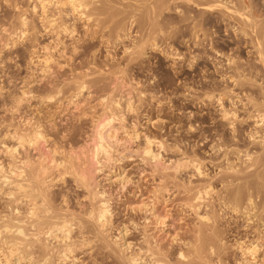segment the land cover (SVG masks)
<instances>
[{
  "label": "bare ground",
  "instance_id": "bare-ground-1",
  "mask_svg": "<svg viewBox=\"0 0 264 264\" xmlns=\"http://www.w3.org/2000/svg\"><path fill=\"white\" fill-rule=\"evenodd\" d=\"M34 1L35 3L32 4L31 11L37 16V20L41 24L40 25L41 29L37 30V26L33 25L32 23H29L28 18L25 16V13H24L25 10L23 9L24 10V11L22 10L23 13L20 12L17 14L16 24L11 25L10 29L6 27H4L2 30L0 29L1 32L2 31H4V33L6 32L7 34L6 37H8L6 40H4L5 48L7 46V49H8V46L10 47V45H13L14 43H16L15 41L13 42L14 36L15 38L29 36L31 37L30 39L31 42L36 43V41L39 40L38 39L39 37H42L44 35H47V36L49 35V37H51L50 35L54 33V35L56 36V40H55V37L53 39L55 40V43L57 44L58 42L56 41L60 40V36H59L60 34L67 36L68 39L70 38L75 42L71 50L72 53L70 52L72 55L71 56L72 62L76 59L78 60V58H80L81 55H84L85 50H86V44L82 41L84 39L81 40L80 38H78L80 35L77 37L75 36L78 34V33L76 34L77 29H75V25L71 23L68 24V21L66 23L64 22V20L57 22L55 19L56 16L54 19L51 18L53 17L54 13L52 14V16H49L47 14V7L49 5H53L59 9L64 8V12L62 13H65L66 8H67L68 12H70L69 14L73 16L74 20L75 19L76 21L77 19L78 21L84 20V23L85 21L87 23L91 19L98 21L97 19H99L100 16L101 17L104 16V18L108 20L103 25L104 29L105 27H107L106 24L109 23V21L112 18L122 15V18L120 17L121 20L119 18L120 21L119 20L117 21L116 19L115 24L113 22H112L113 23L112 25L110 24V30L108 32L110 33L114 31L113 32L114 39H115L113 42L114 46L115 44H116L115 47L121 45V47L123 48L122 52L126 53L128 51L129 52L128 54L130 55V60L135 61V62L136 60L142 61V58H144L143 56H146L147 51L145 50L146 49L145 47L150 48V50L152 49V51L160 50L164 54V56L166 55V57L181 60L183 58V55L181 53L174 51L172 47L166 49L165 46H167L168 44L166 43V38L163 39L162 37L163 40H161L159 39L160 38L159 35L161 34L163 35V33L164 35H167L165 34V31L169 32V30H167L168 27L171 28L170 30H173V33L178 32V31L182 33L184 31L183 34L185 35V33L187 32L186 34L188 35L186 37H188V42H189V44L187 42L188 44L187 61H188V68L191 70V77H192L190 78L191 82L189 83V86H188V89H190L189 96L191 97V103L196 104V105L201 104L202 106H207V107L208 106L211 107L212 105L216 106L217 108L216 114L221 120V122L228 123L230 127L232 126L231 128H233L234 126L233 124L234 120L241 117L239 113L244 111L243 117L239 119H243V121H246V122H249V121L251 122L253 120V124L256 125L254 129L251 127L252 129H250L249 134L246 136H249V138H252V140L258 139L259 144L263 143L264 141L263 139L264 138L263 137L264 135V0H34ZM15 4H17L16 1H15ZM19 7H22V6H18V8ZM15 9H17V6H15ZM59 9L58 11L60 12ZM50 11H53V9ZM170 11H173L178 16V18L176 19L177 16L175 17L174 14H173L174 18L170 16L167 19L163 18V15L165 17V14L166 15L169 14ZM68 12H67V15H68ZM136 15L139 18H137ZM57 16L60 17L59 15ZM142 16H144V19L142 18ZM12 20L10 24L12 23ZM133 25H134V28L135 27L137 28L135 33L138 32L140 35V38L138 40H135L136 38L135 39L133 38L132 44L129 46L128 45L125 46L123 41H126L127 38L129 39L131 37L130 30L131 28H133ZM171 25L174 26V29L171 27ZM89 26H90V23H89ZM86 27H85V30H86ZM88 27H87V30L89 31ZM97 27H98V24H97ZM103 28L100 26L98 29L102 30ZM93 31L95 32V30ZM142 31H147V32L145 35L142 36L141 34ZM4 33H1V35ZM104 33L107 34V32H104ZM168 35H167V38H171V37H168ZM172 36H175V35H172ZM176 36L179 37L178 34ZM101 37H103V39L107 38L104 35ZM53 39L51 40L53 41ZM108 39L107 41L109 42ZM169 40L167 41L169 42ZM80 41H82L83 43L82 42L80 43ZM78 42L79 44L77 45L76 43ZM162 43H164L165 46H162ZM70 45H72V43ZM57 46L54 45V50H57ZM245 46H249L253 49L251 50L250 55L253 56V58L255 59L254 61H250L251 58L248 59L249 57L247 59L246 58L242 59L240 56L239 57L236 56V54H241V52H243L241 50ZM50 47L49 45L45 44L42 47L40 46V49H42V51L44 50L43 52L48 54L47 51L50 50L49 49ZM62 47L64 49V46ZM11 49H9L8 51H10ZM63 49L62 51H60L61 53H63L64 51L66 52V50H63ZM105 49H107V47ZM110 51H106L107 56L109 54L108 52ZM60 52H58V55ZM93 52L91 53L92 54L91 61L81 60V62L79 63H76V64L72 63L74 65L72 69H68L65 66H62V63L60 66L56 64L58 69L59 67L61 69L59 70V73L64 75V77L68 75V72L71 75L72 80L70 82L72 83V85L70 86L69 84L68 86L67 83H64V85L67 86V88H65L66 89L65 92H68V95L65 94L66 95L65 97L67 99L66 107L71 106L72 108L75 109V111L78 110V113L75 112L76 114L72 116L73 119H76L77 125H75L76 123L73 124L72 123L73 121L72 122L69 121L67 122L69 126L68 127L63 126L64 128L61 129V127H59V125H57L56 124L57 122H56L55 124L57 126H53L51 124L52 128L51 129L48 128L47 130L43 128V125L39 121H37L40 119H37L36 121L35 120L32 121L33 119L31 117H25L23 119V117L20 116L21 114L18 112H22L20 111L22 107L21 108L19 107L21 106L22 101H19V103L21 104L18 103L19 105H17L16 109L13 108L15 109V112L12 110L13 114H16V116L14 115L13 116L16 117L17 119L15 123L13 122L14 117L12 121L10 120L12 123H14V126L12 127L13 131L11 133L12 135L10 137L11 143L10 144L4 143V145L1 144L3 145L2 146L3 152L1 153H4L3 155L7 156L8 158L9 173H7V171L3 169L2 167L3 164L0 163V187L2 185H4L5 187L6 185V188L8 189V191L5 193L4 196L6 197V199L8 198L11 199L10 201L12 204L11 205L12 208L10 207L11 211L9 210V208L8 210L12 212V215H11L12 217L7 218V219H10L8 221L5 218L9 217V215L8 216L6 215L5 217L4 216L0 217V218L4 217L3 219H5V220L2 219L0 221L1 222L0 223V264H48L49 261L50 262L53 261L52 260L53 258H55V260L57 259L58 261L64 262V263L70 260L71 261L77 260L79 261V264H83L86 262L85 260H84L85 262H82V260L84 259L83 257L86 256L84 254H87V256L90 257L95 253L100 254L99 255L100 257L102 256L100 259V262H102L101 264H215V262L218 264H227L226 262L223 263L224 260L222 259L223 257L222 256L223 249H222V243H221L222 239H221L220 229L217 226L218 224L217 219H215V217L212 216L213 212L212 214H210L211 212L208 213L203 210L205 213L203 214V213H200L199 211L202 209L201 206L202 207L205 206L206 209H208L207 208L208 204H203L204 198L203 196H201L202 192L204 196L208 195V198L212 199L214 202V197L210 194L213 192L212 190H214L215 188L213 187L214 189H212L210 184H206V185L203 184L201 185L200 188H198L199 186L194 188L189 185L190 181H186L187 185H184V184L176 185L174 183V187L181 186L183 193L185 194L190 193V197L188 196V198L187 197L185 198V200L187 199L188 202H184L182 206H185V208H187L186 211L188 212V214L190 212L192 214V217L194 215L197 218L198 223L196 224L195 221L193 222L196 225L194 224L195 226L191 229V234L188 238L187 237L181 238L180 235L182 234L180 235L173 234L175 238H170V240L172 239L171 242L167 241V242H170L169 244L163 242L164 245L168 244L167 246H163L160 243H158L157 240H154L156 239L155 237L157 234L154 235V238L153 236H151V238L153 239L152 240L150 238L151 234L150 233L148 234L145 232L146 234H148V235H145L144 233L145 230L143 229L144 234L140 235V236H143V238L141 239L142 241L139 242V239H137L136 241H138L139 244L135 242V244L132 245L130 240L126 238V235L131 234L132 230L134 231L136 230L138 223L135 224L133 222L134 224L131 223L133 227L130 224H124V223H123L124 225L117 227V231H116L117 235L116 236L113 235L110 239V242H112L110 244L112 245H109V243L104 240L105 238L103 237H106L109 239V236H110V234L109 236H104V234L106 232H110L112 229L115 228V227L112 228L110 226H113L114 224V220H115L114 216L116 212L114 210H111L112 203L110 202L108 198H106L107 192L104 191L105 190L103 188L104 186L102 187L103 190L98 189L99 187H97V184H96L95 174L97 173L99 174L100 171H104L103 170L104 168H109V166L111 165L110 163L112 162L115 163L114 161H117V163L119 161L123 162L128 159L133 160L135 157L136 159L140 160V163H142L141 162V159H142V161L144 162L143 164H146L145 166L148 165L149 167L148 175H150V183L154 182V185L152 186L153 190L149 191L150 193L152 192V194H149L151 195L152 198L149 196L151 200L148 198L150 200L149 202H147L148 204L144 203V201L142 200L141 205L140 203L138 206H136L135 204L134 206L132 204L134 207L129 205L130 207L129 211L133 214H136L137 212L142 211V213L144 212L145 214L151 215V218H153L154 220L152 222H155L156 223L155 225H159V227L157 228L156 226H153L156 229L159 228V230L157 231H160L164 229L166 226H168L166 223V217H168L166 213L168 212L164 209L161 212L157 211V206L161 201L164 200L163 202H165L164 204H166V202L168 203L169 201V197H172L171 196L172 194H169L171 188L168 186V183L174 179L180 180L181 178L179 179L177 177H179L178 175H181L182 171L184 172L185 170L186 171L190 170V172L192 171L193 176L194 175L197 177L204 176V179L206 175L205 172L207 171L202 169V166H201L202 163L198 162V160H196V157L195 159H193V157L185 158V156L188 155L187 153H184V155L185 154L186 155L184 156L183 159H179L180 157L176 159L178 155L175 159H173L171 156L170 157L166 156L167 158H165L162 153L165 152L170 145H168L167 149L164 151L163 147L165 145L164 144L165 142L163 143L161 139L158 140L157 139L158 137L157 138L155 137L156 139L152 138L153 136L150 137L146 135L148 133L140 135L137 129V123H136V121L138 122L137 118H135L136 119L135 122H131V121L127 122L128 120L127 117L129 115L131 116L134 114H138L139 106L135 104L137 101L140 104V102L145 100L143 99V96L144 98L146 97L144 95L145 93L143 91H140L135 96L136 98V102H135L134 100H132L134 98V96L132 95L134 92L131 94L129 93V91L128 92L124 91L126 97L125 99L123 98L122 100V96L119 95L121 93L119 92L117 86L119 84L124 85L125 81H124L123 75H126L127 73L125 74V72L128 70V69L127 70L123 69L122 66H118V71H116L115 68H114L115 70L108 69L104 71L106 68L105 66H107V64H102L100 66L99 72L102 73L103 75L104 74L108 75V77L107 75H104L105 77H103V79L107 80V82L105 81L103 82L101 80L102 78L96 79L92 77L94 75V69L93 70L90 69V71H88L89 73L87 72V70H89L88 65L90 63H93L92 65H94L96 62V57H97L96 52L97 51H93ZM51 53L49 52V54L51 55L54 54L53 52ZM32 54L34 55V53ZM64 56L66 57V55ZM65 57L64 58L62 57L63 59L62 58L61 59L65 60ZM43 58L45 60L44 59L42 60H44V63L46 64L44 65V63H42L43 68H44L42 69L43 71L42 76L43 78H45L44 80L46 79L50 80V77L47 76V74L49 73V70L51 67L49 68V65H47L48 60L46 56ZM66 58H68V56ZM52 59L50 58V61ZM53 61L54 60H52V62ZM70 61H71V58L67 59L65 62L70 63ZM52 62H49L50 65ZM55 62L56 61H54V63ZM209 62H211V65L209 64L210 68L208 67ZM129 63L131 62L129 61ZM56 65L54 66L56 67ZM63 65H66V64L64 63ZM92 65L90 64V66ZM67 67H68V64H67ZM94 67L96 68L95 65ZM210 69H211V72H209ZM197 70L201 71V73L203 74L202 77L204 79L209 78L210 81L204 80L200 84L201 86H197L195 84L196 81L194 80L195 79L194 76H196ZM53 71L55 70L53 69ZM217 79L218 81H216ZM62 88H61V91H62ZM92 88L96 89L99 92H102V95L101 96L99 95L100 98L98 99V102H97L98 103L97 109L96 107L95 108L90 107L93 109V111L89 115L85 111L84 109L85 107L81 108L80 101L77 98L82 96V92L84 90L87 92L89 89H92ZM114 88H117L119 94L115 93V91L113 90ZM198 88L201 90V92L197 91ZM57 89H58V86H57ZM40 92H43V91H40ZM59 92L60 91H58L57 93ZM27 93H30V92L22 91L21 95L24 97L27 95ZM44 93H46V91ZM46 94H47L46 96H43L44 102L45 101L51 102V100L53 101V99L57 97V96L54 97V95H51L48 93ZM254 94L255 96H253ZM122 95L124 96V93ZM243 95L246 97L245 99L246 102L241 101L240 96H243ZM18 98L21 99L22 97L18 96ZM198 120L199 118L194 116L193 119L189 121L190 123L188 122L189 128L187 127V129H189V131H192L193 129H195L193 128V125L196 122H199ZM204 120L205 118L202 117V120L200 122H203ZM87 121L90 122V126L88 127L90 128L89 131H91V133H89L90 141H88L90 142V144H88L87 142L88 145L87 146L85 145L86 147L78 146L79 149H77V145H80V144L73 142V140L70 139V137L73 135H77L80 132V130H82L80 126L85 124ZM64 132L66 133L67 137L64 136L63 134ZM231 132L234 134L235 132H237V130L232 129ZM122 134L124 137H121ZM59 135L61 137H59ZM126 143L128 145L129 144L135 145V148L129 149V148L123 147L122 149L121 146L124 144L126 145ZM179 147H176V148H179ZM238 153H240V151ZM250 153L249 154L246 153L247 154L246 157L247 159H249V162L251 160L250 158L252 159L255 158L252 155H250ZM253 153L254 152H252V154ZM181 154H183V151ZM258 154L260 155V152ZM253 155H256V154H253ZM256 157L258 158V156ZM261 159L263 160V157ZM261 159L259 157V159L257 160V164H258V161H261ZM244 160H246V158ZM3 161H6V160H3ZM231 162H233V160ZM242 163L241 164L245 168L244 161ZM260 163L261 162H259V165ZM226 165L228 166V164ZM254 165H256V161ZM250 166L251 164L249 166H246V168L249 167L251 169L253 164L251 167ZM262 167H261V170H262ZM226 168H228V171H230L234 175L233 180L235 181L245 180L246 176L236 175L241 171L243 172L242 168H241L242 170H239L240 168L236 169L235 166H228ZM250 169H248V171L250 172L253 171ZM2 170H4L9 176L5 175V172ZM144 171L146 170L145 169H142V171L140 170V174L141 173L144 174ZM259 174L262 175V173H259ZM259 174L257 178H259ZM101 175H103V172ZM244 175H245V172H244ZM108 176L110 175L108 174ZM193 176L191 175L190 177H193ZM122 177L119 179L115 178L112 180V182L115 181L119 185V189L117 187V189L119 190V193L117 192L118 193V197L116 196L117 198H121V196L124 195L123 193H127V192L129 193L130 190L134 188L132 187L134 183L131 182L128 177H124V178ZM106 178H108V180L112 179L110 177H105V179ZM142 178L143 179H140V180H144V179L146 180L148 177L147 178L142 177ZM196 181H197V178H196ZM201 183L203 182L201 181ZM240 185H241V182H240ZM139 187H140L139 185H135V188L139 189ZM2 188H1L2 192L4 190L6 191V189L3 190ZM105 188L107 187L105 186ZM110 193H112L111 189H110ZM252 195H250L249 193L245 196H241L240 193H238L237 191V193L233 194L232 198L229 200L228 205L231 206L230 210H232L233 212L234 211L238 212L241 210L243 211V213L242 212L240 213L245 214L246 216L248 214V217H249L250 216L249 213L253 212L255 208L254 200H253L255 198H253ZM7 196L9 197L7 198ZM256 196L258 195L256 194ZM6 199H4L5 202H6ZM73 199L75 201L73 203L77 204L78 206V207L76 206V209L78 208L77 210H75L74 208L70 209L71 207L70 201L71 200L73 201ZM204 201L206 202L207 199ZM58 204H61L62 206L60 205V207H58L57 206ZM126 206L128 209V205ZM112 211H114L115 213H113ZM163 211L166 212V213H163L164 215L161 214ZM256 212L257 211L255 210V213ZM263 213L264 212H262V214ZM124 214L122 215L124 216ZM245 215H244V218H245ZM256 215L258 216L259 214H256ZM126 217H129V216H126ZM116 219H117V216H116ZM145 219H147V217H145ZM247 219L246 220L244 219V220L247 221ZM128 220L129 219H127L126 221ZM249 220H252V218ZM2 221H6V222L2 223ZM115 222L119 224V222L117 221ZM128 222H131V220ZM118 224H116V226ZM151 224L154 225L153 223ZM143 225H145V222ZM129 226L132 228H129ZM190 226L192 227V225ZM109 227L111 228V230L109 229ZM141 228L139 227V229ZM108 229L109 231H107ZM4 232L6 233L5 237L2 236L5 234ZM111 232L113 233V231ZM90 234H93V236L97 237L98 240H96V242L91 240V238L88 237ZM152 234H154V232ZM259 237L261 236L259 235ZM237 238L239 239V237ZM261 239L260 241L253 242L250 245H246L245 243L240 242V241H243L244 239L240 241L238 240L239 242L237 241L236 249L239 252L238 255L240 257L236 259L235 264H264V256L260 257V253L264 252V241H261ZM97 241H100L99 242L100 244L97 243ZM96 243L99 245H97ZM94 247L96 248L98 247V248L92 252V250H94L93 249ZM78 254H81V255L83 254L84 256L79 257ZM214 257L217 258V261L215 262H214L215 259H213ZM80 258H83V259L80 260ZM94 258H97V257H94ZM88 259L89 258H87V260ZM95 260L97 261V259ZM98 261H99V258H98ZM100 262H96V263H100Z\"/></svg>",
  "mask_w": 264,
  "mask_h": 264
},
{
  "label": "rangeland",
  "instance_id": "rangeland-1",
  "mask_svg": "<svg viewBox=\"0 0 264 264\" xmlns=\"http://www.w3.org/2000/svg\"><path fill=\"white\" fill-rule=\"evenodd\" d=\"M15 1H16L17 4H15ZM34 3H35L34 0H31V1L30 0H27V1L26 0H8V2H7V0H0V29L2 30L4 27L10 29L11 25L16 24L17 23V14L20 13V12L23 13L22 12L23 9L25 10V11L24 10L23 11L25 13V16L28 18L29 23H32L33 25L37 26V30L38 29H41V26H40L41 24L37 20V16L31 11L32 4H34ZM15 6H17V9H15ZM18 6H22V7H19L18 8ZM12 8H13V10H12ZM49 8H50V10L53 9V11H50ZM117 8H119V7H117ZM58 9L59 8H56L53 5H49L47 7V14L49 16H52V14L54 13L53 14V17H51V18L54 19L55 16H56L55 19H56L57 22H60V21L64 20V22H66V23L68 21V24H70V23L71 24H74L75 25V29L78 30V32L76 30V34L77 33L78 34L75 35V36L77 37V36L80 35L78 38H80L81 40L84 39L82 41L86 44V50H85L84 55H81V57L78 58V60L76 59L77 61L74 60L72 62V57H71L72 56L71 55V53H72L71 50H72L73 44L75 42L72 39H70V38L68 39V37L67 36H64L63 34H60L59 35L60 36V40H57L56 41V42H58V44L55 43L56 36L54 35V33L50 35L51 37H49V35L48 36L47 35H44L42 37H39L38 38L39 40L36 41V43L35 42L32 43L31 40H30L31 37H29V36L28 37L27 36H24V37H20V38L19 37L18 38L17 37L15 38V36H14L13 42L15 41L17 44L14 43L13 45H10L11 48L12 47H14V48L11 49L8 46V49H7V46L5 48V44H4L5 43L4 40H6L8 38V37H6L7 34H6V32L4 33V31L1 32V30H0L1 33H4L5 34V36H4V34H2L3 35L2 36L1 33H0V40H1L0 41V45L2 44L0 46V62H1L0 63V87H1L0 88V139H1L0 140L1 141L0 142V150L2 149L0 151V159H1L0 160V163H2L4 166L5 165L7 166V168H6V166L4 168V166L2 165L3 169L5 171H7V173H9V169H8V158H7V156H4L3 155L4 153H1V152H3V147L2 146L4 145V143H6V144H10L11 143V140H10L11 138L10 137H11V135H12L11 133L13 131V128L12 127L14 126V123L16 122V119H17L16 117H14V116H16V114H13V111L15 112V109H16L17 105H19V104L22 103L21 106H19V107L20 108L21 107L23 108V109L22 108L20 109V111H22L23 113L22 112H18V113L21 114V115L20 114L19 115L21 117H23V119L25 117H31L33 119L32 121H34V120L36 121L37 119H40V120H37V121H39L43 125V128L44 129H47V130H48V128L51 129L52 128V125L53 126L59 125V127H61V129H62V128H64L63 126H66V127L69 126L68 123H67L69 121H71V122L73 121L72 123L73 124L76 123L75 125H77L76 119H73L72 116H74V114L78 113V110L76 109L77 111H75V109L72 108L71 106H68L69 108L66 107V105H67V101L66 100L67 99L65 97L66 96L65 94L68 95V92H65L66 91L65 88H67V86H65L64 83H67L68 86L70 84V86H71L72 83L70 81L72 80V78H71V75L69 74V72H68V75H66L65 77H64V75L60 74L59 73V70H61V69H60V67L58 69L57 65L60 66L61 63H62V66H65L68 69H72L73 66H74L72 63H75L76 64V63L81 62V60H83V61H91V55H92L91 53L93 51H97L96 52V55H97L96 62L94 64L96 66V68L94 67V65H92L93 63H90L92 66H90V64H89L88 65L89 70H87V72H88V71H90V69H92V70L94 69V75L92 77H94L96 79H101L102 78L101 80L103 82L104 81L107 82V80L103 79V77H105L104 75H107V74H104L103 75L102 73L99 72L100 66L102 64H107V66H105L106 68H105L104 71H106L108 69H112V70H115L116 69V71H118V66H122L123 69H126V70L128 69L125 72V74L126 73L127 74L126 75H123L124 76V81H125L126 84L125 83H124V85L119 84L117 86V88H118V90H119V92L121 94H119L117 88H114L113 89L115 91V93L121 95L122 96V100H123V98L125 99V97H126L125 92H128L129 91V93H131V94L134 92L132 94L134 96V98L132 100H134L135 102H136L135 96L140 91H143L145 93L144 94L146 96L145 98L142 95L143 96V99H145V100H143L142 102H140V104L137 101L136 104H135V105H138L139 106V109H140V110L138 109V114H134V115H131V116L129 115L127 117L128 118L127 122L128 121L129 122L130 121L131 122H135L136 121L135 118H137V120H138V122L136 121V123H137V129H138V132L140 133V135H143V134L148 133L146 135H148L150 137L153 136L152 138H155V137L157 138L158 137L157 138L158 140L161 139V141H163V143L165 142L164 143L165 145L163 147V150L164 151L167 149L168 145H170L169 147L172 146L171 148L168 147L169 150L167 149L165 152L162 153L165 158H167L166 156H169V157L171 156L173 159H175L177 157V155H178V157L176 159H178L179 157H180L179 159H183L184 156L186 155V154L184 155V153H187L188 155H186L185 158H188V157L189 158H192L193 157V159H195V157H196V160H198V162L202 163L201 164L202 169L205 170V171H207V172H205L206 175H205V179H204V176L203 177L202 176L201 177H197V176L194 175L195 176L194 177L192 171L190 172V170H187V171L185 170L184 172L182 171L181 175H178L179 177H177L179 179L181 178L183 181L181 179L180 180L174 179V180H172L173 182L171 181V182L168 183V186L171 188L169 194H172L171 195L172 197H169V201L167 200L169 204L167 202H166V204H164L165 202H163L164 201L163 200V201H161L162 203L160 202L158 204V206H157V211L161 212L164 209V210H166L168 212V213H166L165 211H163L161 213L162 215H164L163 213H166V215H168V217H166V223H167L168 226H166L164 229H162L160 231H157V230H159V228L158 229H156V228L159 227V225H155L156 223L155 222H152L154 220H153V218H151V215L145 214L144 212L142 213V211H139L136 214H133V213H131L129 211V209H130L129 205L130 206H133L135 204L136 206H138L139 203L141 205V203H142L141 201L142 200L144 201V203H147L152 198L151 195H149V194H152V192L150 193L149 191H152L153 190V187L152 186L154 185V182L151 181L152 183H150V175H148L149 174V169H148L149 167H148V165L145 166L146 164H143L144 162L142 161V159H141V162L142 163H140V160L139 159H136L135 157H134L133 160L132 159L126 160L127 162L126 161H123V162L122 161H119L117 163V161H114L115 163H113V162L110 163L111 164L109 166L110 169L109 168H104L103 169L104 171H100L101 173L99 172V174L98 173L95 174L96 175V177H95L96 184H97V187H99L98 189H100V190H103V188L105 189L104 191L107 192L106 193V198H108L110 200V202L112 203V204L110 203L112 205L111 206V210H114L116 212L115 213L114 211H112L113 213H115V216L113 214V216L115 217V220H114L113 226H110L112 228H114V227L115 228L111 230V228L109 227V229L111 231H113V233L111 231L110 232H106L107 234L105 233L104 236H109V234H110V236H109V239L106 238V237H103V238H105L104 240L106 242H108L109 245H112V244H110V243H112V242H110V239H111V237L113 235L114 236L117 235V232H116L117 231V227L118 226H121V225H124V224H130V225H132L131 223H133V222L135 224L138 223L140 225L137 224V228L138 229L136 228L135 231L134 230H132L133 232L131 231V234L126 235V238H128V240H130V242L132 243V245L135 244V242L138 243V241H136L137 239H139V242L142 241L141 239L143 238V236H140V235L141 234L143 235L145 232L148 233V234L149 233L151 234L150 235V238H151V236H153V238H154V235L157 234L158 236L156 235V237H155L156 239H154V240H157L158 243H160L163 246H167L171 242L172 239L170 240V238H175L173 234H176V235L182 234L183 236L180 235L181 238H184V237L185 238L186 237L188 238L190 236V234H191V229L198 223L197 222V218L194 215L192 217V214L190 212L188 214V212L186 211L187 208H185V206H182L184 204V202H188V200L187 199L185 200V198L186 197L188 198V196L190 197V193L189 194L183 193L181 186H179V187L178 186H175L174 187V183L176 185L177 184L187 185L186 184L187 183L186 181H190V184L189 185L191 187H194V188L195 187H198V186H199L198 188H200L201 185H203V184L204 185L210 184V186H211L212 189L215 188L214 190H212L213 192L210 191V192H212L210 195H212L214 197V202H213L212 199L208 198V195L204 196V194L202 192V195L201 196H203L204 200L207 199L206 202L203 200V204H208V206H207L208 209H206L205 206H203V207L201 206L202 209L201 208L200 209L202 211L201 210H199V211H200V213H203V214H205L204 211L205 212H208V213L211 212L210 214H212V212H213L214 215L212 214V216L215 217V219H217V222H218L217 226L220 229V234H221V239H222L221 243H222V249H223V253H222V256H223L222 259L224 260L223 263L226 262L227 264L228 263L229 264H233V263L235 264L236 259H238L240 257L238 255L239 252L236 249V244H237V241L238 240L240 241V240L244 239L243 241H240V242H243L246 245H250L253 242L260 241V239L262 237H264V231H263L264 230V213L262 214V212H264V206H263L264 205V202H263L264 201V180H263L264 178H262V177H264L263 176L264 175V173H263L264 172V166H263L264 165V141H263L262 144H259L258 139L252 140V138H249V136H246V135L249 134L250 129H252V128L254 129V127L256 126L255 124H253V120L251 122L250 121L249 122H246V121H243V119H239V118L243 117V113H244V111H243V112L239 113V115L241 117H239L238 119H235L234 120V122H233L234 126H233V128H231L232 126L230 127V125L228 123L221 122V120L219 119V117L216 114V111H217L216 106L212 105L211 107H209V106L207 107V106H202L201 104H197L196 105V104L191 103V97L189 96L190 89H188V86H189V83L191 82L190 78H192V77H191V70L188 68V61H187V59H188L187 47H188V44H189L188 37H186L188 35V34H186L187 32L185 33V35L183 34L184 31L182 33H180V31L173 33V30H170L171 28L168 27L167 30H169V32L168 31H165V34H167V35L169 34L168 37H171L172 39L171 38H167V35H164V33H163V35L161 34L162 36L159 35V37H160L159 39L163 40V39L166 38V43H168L167 46L169 45L167 47V46L164 45V43H162V46H165L166 49L172 47L174 49V51H176L178 53H181L183 55V58L181 60L180 59L178 60V59H172V58L166 57V55L164 56V54L160 50H153L152 51V49L150 50V48L145 47L146 48L145 50L147 51L146 52L147 53L146 56H143L144 58H142V61L141 60L140 61L139 60H136V62H135V61H131L130 60V55L128 54L129 53L128 51L126 53L125 52H122L123 48L121 47V45H119L120 47L119 46L115 47L116 44L114 46V43H113L114 40H115L114 39V35H113L114 34L113 33L114 31H112L110 33L108 32L110 30V24L111 25L113 23L115 24L116 19L118 21L120 17L122 18V15H119V16H116V17L112 18L111 19L112 21L110 20L109 23L106 24L107 27H105V29H104L103 28V25L108 21V20H106L104 18V16H102V17L100 16L99 19H97L98 21H95V20L91 19L93 21V23H92L91 20L88 21L90 23V26H89V23L88 22L86 23V21H85V23H86L85 24L84 23V20H79V21H78V19H77V21H76V19L74 20L73 19V16L69 14L70 12H68L67 8H66V11H65L66 14L65 13H62V12H64V8L59 9L60 12L58 11ZM54 10L56 11V13H55ZM48 11H49L50 14L48 13ZM67 12H68V15H67ZM170 13H171V15H170ZM170 13L167 14V15L164 13L165 14V17L162 14L163 15V18L167 19V18H169V16L170 17H173V18H174V16L175 17L177 16L173 11H170ZM173 14H174V16H173ZM57 15H59L60 17H58ZM136 17L139 18L137 15H136ZM121 18H120V20H121ZM142 18L144 19V16H142ZM177 18H178V16L176 17V19ZM71 19H73L75 22L73 20H71ZM11 20H12V23L10 24ZM15 20H16V22H15ZM30 20H32V21H30ZM83 23L85 24V26H84ZM95 24H96V26H95ZM97 24H98V27H97ZM8 25H9V27H8ZM99 25L103 28L102 30L98 29L100 27ZM86 26L87 27L89 26L88 27L89 31L87 30V27ZM85 27H86V30H85ZM94 27H95V29H94ZM171 27L174 29V26L173 25H171ZM93 30H95V32ZM136 30H137V28L136 27L134 28V25H133V28H131V30H130V35H131L132 38L130 37L129 39L127 38L126 41H123V43L125 44V46L131 45L133 38L134 39L136 38L135 40H138L140 38L139 33L137 32L138 35H137V33H135ZM86 31H87V33H86ZM104 32H107V34H105ZM146 32L147 31H142V33H141L142 36L145 35ZM170 33H171V35H170ZM177 34L179 35V37L176 36ZM100 35L101 36L104 35L105 37H107V35H108V37L107 38L104 37L106 39L105 40ZM172 35H175V36H172ZM54 37H55V40L53 39ZM162 37H163V39H162ZM173 37H175V38H173ZM176 37H177V39L178 38L179 39L177 40ZM50 38L53 39L54 42ZM100 38H102V39H100ZM108 38H110V39H108ZM107 39L109 40V42L107 41ZM169 39H171V40H169ZM19 40H21V41H19ZM167 40H169V42ZM60 41H62V42H60ZM82 41H80V43ZM187 42H188V44H187ZM42 43H44V44H42ZM71 43H72V45H70ZM105 43H107V44H105ZM45 44L49 45V47L51 46L49 49L50 50L53 49V50H51V51L48 50L47 52H48V54H49V52L50 53L53 52L54 53L53 55H51L52 53L48 55L47 53H44L43 52L44 50L42 51V49H40V46L42 47ZM76 44L78 45L79 42L76 43ZM54 45L55 46H57V45L59 46V47L57 46V50L58 51L57 50H54ZM62 46H64V49H63ZM105 46L107 47V49H105L106 48ZM9 49H11V50L8 51ZM55 49H56V47H55ZM62 49L63 50H66V52L64 51L65 54H64V52L63 53L60 52V51H62ZM251 50H253L251 47L245 46L241 50L243 52H241V54H236V56H238V57L240 56L242 59H245V58L247 59L249 57L248 59L251 58L250 61H254L255 59L253 58V56L250 55ZM37 51H38V53H37ZM106 51H110L108 53L110 54L111 57L109 56V54H108V56L106 55L107 54ZM35 52L37 54H39V53L40 54L37 55ZM58 52H60L59 55H58ZM32 53H34V55ZM35 54H36V56H35ZM63 54L66 55V57L68 56V58H66ZM93 54H94V52H93ZM105 55H106V57H105ZM30 56H32V57H30ZM40 56H42V57H40ZM45 56H46V58L48 60L47 61V65H49V68L51 67L50 70H49V73H48L49 75L47 74V76L50 77V80L49 79L44 80L45 78H43V76H42L43 75L42 69H44L42 63H44V60L45 59L43 57H45ZM48 56L51 59L54 57L55 59L53 58L52 60H54L56 62L54 63V61L53 62H52V60L50 61V58ZM61 56L63 58L65 57V60H62L63 58ZM88 56H90V57H88ZM28 58L29 59L31 58V59L29 60ZM70 58H71L70 63L65 62L67 59H70ZM42 59H44V60H42ZM58 59H60V60H58ZM61 61H63L66 65H63L64 63L61 62ZM129 61L131 63H129ZM49 62H52L51 65H50ZM45 64L46 63H44V65ZM67 64H68V67H67ZM209 64L211 65V62L208 63V67L210 68ZM54 65H56V67ZM53 69L55 71H53ZM51 70H52V72H51ZM209 72H211V69H210ZM52 74H54V75H52ZM98 75H100V76H98ZM101 75H103V76H101ZM192 75H194V74H192ZM202 75L203 74L201 73V71L197 70L196 76H194L195 77L194 80L196 81L195 84L197 86H201L200 84L204 80L205 81H210L209 78L204 79L202 77ZM63 77L65 78L66 81L64 80ZM107 77H108V75H107ZM39 78L42 79V80H40ZM58 79H60V80H58ZM216 81H218V79ZM51 82L54 85H52ZM59 84H60V86H59ZM61 85H63V86H61ZM57 86H58V89H57ZM62 87H64V88H62ZM110 87H112V86H110ZM61 88H62V91H61ZM57 90L60 91V92L57 93L58 92ZM89 90L87 92L84 90L82 92V96L78 97L77 99L80 101L81 108H84L85 107L84 108L85 111L90 115L92 113V111H93V109L90 108V107H93V108L96 107V109H97V105H98L97 102H98V99L100 98V96L102 95V92H99V91H97L96 89H93V88L92 89H89ZM22 91H25V92H28L29 91L30 92V93H27V95H26L27 97L24 96L26 99L21 95ZM40 91H43V92H40ZM45 91L48 94L54 95V97L57 96L56 98H54L55 100L53 99V101L51 100V102H49V101L46 102L45 101L46 102L45 103L43 101V96H46L47 95L46 93H44ZM51 91H53V92H51ZM197 91L201 92V90L199 88H198ZM54 92L56 93V95H55ZM122 92L124 93V96L122 95L123 94ZM41 93H43V94H41ZM59 94H60V96H59ZM18 96L19 97H22L21 98L22 100L20 98H18ZM253 96H255V94ZM64 97H65V99H64ZM240 97H241V101L242 102L243 101L246 102V100H245L246 97L244 95L243 96H240ZM27 98H28V100H27ZM14 99L15 100L18 99L17 100L18 102L15 101ZM19 101H22V102L19 103ZM16 102H17V104H16ZM38 102H40V103H38ZM13 108H15V109H13ZM66 108H68V109H66ZM27 115H29V116H27ZM194 116H196V117L199 118V120H198L199 122H196L193 125V128H195V129H193L194 131L193 130L192 131H189V129H187V127L189 128L188 122L190 120H192ZM13 117H14L15 120L13 119ZM202 117L205 118V120H204L205 122L204 121L203 122H200L202 120ZM12 119H13V122L14 123L11 122ZM10 123H12V124H10ZM86 124H87V126H86ZM83 125L80 126L82 128V130H80V132L77 135H73L74 137L73 136L70 137V139H72L73 142H75L77 144H80V145H77V149H79L78 146L79 147H83V146L86 147L88 144H90V142H88V141H90V134L89 133H91V131H89L90 128H88L90 126V122L87 121ZM10 127H11V129H10ZM232 129L237 130V132H235L233 134L232 133L233 131L231 132ZM80 133H82V134H80ZM63 134H64L65 137H67L65 132ZM86 134H88V135H86ZM3 136H5V137H3ZM59 137H61V136L59 135ZM121 137H124L123 134L121 135ZM263 137H264V135H263ZM240 138L243 141H241ZM87 142H88V144H87ZM136 143H138V142H136ZM1 144H3V145H1ZM121 147H122V149H123V147L124 148L126 147V148H129V149H132V148H135V145H133V144L132 145L131 144L128 145L126 143V145L124 144ZM176 147H179V148H176ZM247 150H248V152H247ZM182 151H183V154H181ZM239 151H240V153H238ZM250 151H251V153H250ZM176 152H178V153H176ZM245 152L247 154L250 153V155H252L253 157H255L253 159L250 158L251 159L250 162L252 161L251 163L249 162V159H247V157H246L247 154ZM252 152H254L253 154H256V155H253ZM259 152H260V155L258 154ZM166 153H168V154H166ZM174 153H176V154H174ZM256 156H258V158ZM3 157H5V158H3ZM259 157H260V159L263 157V160L261 159V161H258V164H257V160L259 159ZM2 158H3V160H6V161H3ZM245 158H246V160H244ZM254 159L256 161V165L257 166L259 165V162H261L258 167L256 165H254L255 164ZM201 160H202V162H201ZM232 160H233V162H231ZM243 161L245 163L244 164L245 168L242 165L243 164L242 163ZM226 164H228V166H235L236 169L237 168L238 169L240 168L239 170H242L243 169V172L241 171V172L238 173L239 175L238 174H236V175L237 176H246L245 177V180H239V181L233 180L234 179V175L230 171H228V168H226L228 166ZM250 164H251V166L253 164L252 167L250 166L251 169L249 167L246 168V166H249ZM238 165H239V167H238ZM240 165H241V167H240ZM261 167H262V170H261ZM141 168L146 170V171H144V174L145 175L143 173L140 174V170L142 171ZM245 169H247V170H245ZM248 169L253 170V171L250 172V171H248ZM4 170H2V171H4ZM109 170L111 172H113V171H115V172L111 173ZM102 172H103V175H101ZM244 172H245V175H244ZM7 173L5 172V175H7ZM256 173H258V174L259 173H262V175L259 174V178L261 180L259 178H257L258 177V174H256ZM108 174L110 176H108ZM97 175H99V176H97ZM191 175L193 177H190ZM7 176H9V175H7ZM120 176L121 177L122 176L128 177L130 179V181L134 183L132 185V187H134V188H132V190H130L129 193L128 192L127 193H123L124 195L121 194V195H123V196H121V198H117L118 197V193H119V190H118L119 189V185L115 181H113L114 182L113 183L112 180L115 179V178L119 179V178H121ZM140 176H141V178H140ZM105 177H110L112 179L111 180L109 179L110 180L109 181L108 178L105 179ZM124 177H122V178H124ZM142 177L147 178V179L146 180L145 179L144 180H140V179H143ZM184 178H185V180H184ZM196 178H197V181H196ZM198 178H200V179H198ZM256 178H257L258 182H257ZM201 181L203 183H201ZM209 181H211L212 183L209 182ZM146 182H147V184H146ZM205 182H207V183H205ZM240 182H241V185H240ZM232 183H234V184H232ZM235 183H237V184H235ZM99 184H101V185H99ZM198 184H200V185H198ZM135 185H139L140 186L139 189L138 188H135ZM105 186L107 188H105ZM256 186H257V188H256ZM117 187H118V189H117ZM1 188L3 190L6 189V191L4 190L2 192L1 191ZM245 188H246V190H245ZM110 189H111V192L112 193H110ZM249 189L251 190V192H250ZM253 190H254L255 193L253 192ZM7 191H8V189L6 188V185H5V187H4V185H2L0 187V192H1L0 193V215H1L0 217H2V216L5 217L6 215L7 216L9 215V217H6L5 218L8 221L10 219H7V218L12 217L11 216L12 215V212H10L11 211V208H12V206H11L12 204H11V201H10L11 199L8 198L9 196H7L8 199H6V197L4 196ZM237 191H238V193H240L241 196H245V195H247L249 193H250V195H252L254 193L252 195V197L255 198L253 200H254V207L256 209L254 208V211L252 210L253 212L249 213L250 214L249 217H248V214H247V216L245 214H242L243 211H241V210L238 211V212H235L234 211L235 213L232 210H230V207L231 206L228 205L229 200L232 198L233 194L237 193ZM107 194H109V195H107ZM256 194L258 196H256ZM110 195H112V196H110ZM146 195H147V197H146ZM113 198H115L116 200L113 199ZM4 199H6V202H5ZM118 199H119V201H118ZM73 202H75L74 199H73V201L72 200L70 201V204H71L70 209L74 208L75 210H77L78 209V208L76 209L77 204H75ZM209 202H210V204H209ZM256 202H257V204H256ZM161 204H163V205H161ZM259 204H261V205H259ZM60 205L61 204H58L57 206L60 207ZM126 205H128V209H127V206ZM212 207H213V209H212ZM8 208H9L10 211L8 210ZM2 210H3V212H2ZM182 210H184L185 212L182 211ZM255 210L257 211L256 213H255ZM218 211H219V213H218ZM240 212H242V213H240ZM121 213L122 214L125 213L124 216ZM256 214H259L260 216L259 215L257 216ZM125 215L126 216H129V217H126ZM244 215H245V218H244ZM254 215H255V217H254ZM262 215H263V217H262ZM116 216H117V219H119L120 221L116 219ZM140 216H142V217H140ZM145 217H147V219H145ZM3 218H0V221ZM123 218H125V219H123ZM247 218H249V219L252 218V220H249ZM5 219H3V220H5ZM127 219H129L128 221L131 220V222L126 221ZM244 219L245 220L247 219V221H245ZM253 219H255V220H253ZM115 221L119 222V224L116 223ZM194 221H195L196 224L193 223ZM249 221H251V222H249ZM4 222H6V221H2V223H4ZM144 222H145V225H143ZM120 223H122V224H120ZM151 223H153L154 225H152ZM116 224H118V225L116 226ZM146 224L147 225L150 224V225L147 226ZM190 225H192V227ZM138 226L140 228L141 227L142 228L139 229ZM153 226H156V228L153 227ZM132 227H133V225H132ZM132 227L129 226V228H132ZM154 228H155V230H154ZM109 229L107 231H109ZM143 229L145 230L144 233H143ZM156 231H157V233H156ZM235 231H237V232H235ZM153 232H154V234H152ZM175 232H177L178 234L175 233ZM146 233H145V235H148ZM258 234L261 237H259ZM234 235H236V236H234ZM2 236L5 237L6 236V233L4 235H2ZM88 237H90L91 240H93L94 242H96V240H98V238L95 237V236H93V234H90ZM237 237H239V239ZM253 238H254V240H253ZM263 239L264 238H262L261 241H264ZM235 240H236V242H235ZM161 241H162V243H161ZM167 241H170V242H167ZM99 242L100 241H97V243H99ZM163 242L164 243H168V244H165L164 245ZM137 243H136V245H137ZM99 244H97V245H99ZM97 248L94 247L93 248L94 250H92V252L95 251ZM80 255L81 254H78L79 257H82V256L86 255V256L83 257L84 259L83 258H80V260L83 259L82 262H85L86 261L83 264H86V263H88V264H101L102 263V262H100V259L102 257V256L101 257L99 256L100 254L95 253L92 256H90L91 258L93 257L92 260L94 262L91 260V258L89 256H87V254H84V255L82 254L81 256ZM262 256H264V252H261L260 253V257H262ZM85 257H86V259H85ZM94 257H97V258H94ZM87 258H89V259L87 260ZM98 258H99V261H98ZM95 259H97V261ZM213 259H215L214 262L217 261V258L214 257ZM52 260L53 261H51V262L49 261L48 264H50V263L51 264H61V263L68 264L69 262H70L69 264H74V263L75 264L76 263L79 264V261H77V260H74V261H71L70 260V261H67L65 263L64 262H60L57 259L55 260V258H53ZM54 261H56V262H54ZM52 262H54V263H52ZM96 262H100V263H96ZM215 264H218V263L215 262Z\"/></svg>",
  "mask_w": 264,
  "mask_h": 264
}]
</instances>
